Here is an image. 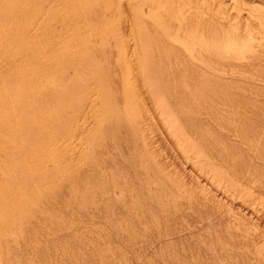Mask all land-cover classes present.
<instances>
[{
	"label": "bare ground",
	"instance_id": "bare-ground-1",
	"mask_svg": "<svg viewBox=\"0 0 264 264\" xmlns=\"http://www.w3.org/2000/svg\"><path fill=\"white\" fill-rule=\"evenodd\" d=\"M244 16L249 22H243ZM112 45L117 55L108 54ZM263 53L264 0H0V264H29L38 253L36 245L51 243L59 231L70 240L74 228L65 217L79 206L96 211L100 218L93 221L84 215L83 227L98 230L99 222L112 221V231L102 226L99 236L111 237L114 252H119V245H132L125 250L129 256H113L114 264L126 259L132 264H264L254 238L229 226V240L199 227L191 231L194 221L203 222L196 211L206 209L167 165L153 163L154 152L139 141L148 128L158 131V125L136 72L142 62L146 78L158 77L164 93H174L173 100L178 94L188 98L185 109L177 103L171 106L183 112L180 121L195 118V124L213 128L214 120L226 123L231 118L234 125L233 113H224L219 105L210 117L201 114L199 109L212 102H192V91L177 88L170 77L200 70L215 73L232 63L248 70L264 68ZM219 98L215 100L221 104ZM232 139L237 148L231 155L252 144ZM192 144L188 149L195 155L192 165L199 169L198 176L263 216L264 196L212 161L199 142ZM119 149L143 155L136 161L117 153L111 163L127 167L132 179L131 188H125L130 196L126 202L105 195L106 189L92 183L100 179L92 171L97 159L112 158L110 152ZM118 180L113 179V187L119 186ZM105 196L110 204L99 206ZM40 247L45 255L53 251Z\"/></svg>",
	"mask_w": 264,
	"mask_h": 264
},
{
	"label": "rangeland",
	"instance_id": "rangeland-1",
	"mask_svg": "<svg viewBox=\"0 0 264 264\" xmlns=\"http://www.w3.org/2000/svg\"><path fill=\"white\" fill-rule=\"evenodd\" d=\"M246 18L247 17L244 16V19H243L244 23L249 22L248 18H247V20H245ZM110 47H111L110 50H112V51H110L108 54L111 56H114V54L117 55V52H116L115 48H113V45ZM263 61H264V53H263L261 62H263ZM141 63L142 62L139 63V65L136 69L137 74H139L138 75L139 76L138 84H140L139 87L141 88L142 97L144 96V98H145L146 106L150 110V113L155 117V123L158 125V131L156 130V127H155V129L152 127L148 128L147 132L145 133L146 136H143L144 138H140L139 141L146 148L149 147V149L154 152L153 154H151V158L153 160V163L156 162L157 164L162 163L161 165H167L169 167L168 168L169 171L172 170L171 175H174V176L176 175L175 177L179 181L183 182L186 185V189H187L189 194H191V195L196 194V197L201 198V202H199L197 204H198V206H201V207L205 208L206 210L201 211V212L196 211L195 216H198V217L201 216L203 222L200 223V225H199V222L194 221L193 222L194 224L192 223L193 227H191V231H193V233H195V232H197V229L199 227V228H201V230H203V229L206 231L208 230L210 235H211V233L214 234V233L220 232L223 235V237L225 236V238L227 240H229L228 234L226 233V231H227L226 227L229 226L228 228H230L231 230L237 231V233H239L240 235L245 234V235H248L247 236L248 238L250 236L252 238H254V240L257 243L256 245L258 247L255 251L257 253H263L264 254V248H263L264 247V214H263V216H261L258 212L251 211L250 208H246V206H244L242 203L238 202L237 200H232L230 197L227 196V194H224L221 191H216L214 189V187L209 182L205 181L204 178L199 177L197 174L199 172L197 165H195L197 169H195V167L192 165V163L195 162V160H196L195 155L191 154L189 149H188V148H190V145H195L192 143L199 142V145L201 146L200 148L202 149V151L204 153L210 155V157H211L210 159L212 161L221 163L222 166L225 168V170L228 173H231L235 178L248 181L251 184L250 188H252L253 191L264 196V194H263L264 193V177H261L262 175L264 176V170H263L264 167H262V166H264V144L259 143V141H262V139H264V85H260V82L264 83V68L257 67L253 70H248L245 67H242V65L240 63H232V64L227 65V66L219 67V69L216 70L215 73H209L207 70H200L199 72H201V73L196 72L195 74L193 73V75H191L189 73H187V75H186L185 74L186 72H185V73H183L184 75L183 74L180 75V77L182 76L181 78L178 77L179 79H176L177 75H175V76L172 75L171 77L169 76L171 79V80H169L170 82L171 81L177 82V84H176L177 88L184 89V90H186V88H188L192 91L191 94L189 93V96H192V100H193L192 102H194V101L197 102L196 100H198L199 104L202 103V105H203V103H208V101L212 102V105L206 106L204 108V110L199 109V112L201 114L206 115L207 118L210 117L211 111L214 108L218 107L217 105L220 106V108L223 110L224 113H230V112H231V114L233 113L234 120H235V122H237V123L234 122V125L238 124L237 125L238 127H235L232 123H230L231 118H229V121L226 123H224L220 120H217V121L214 120L215 123L213 122V126L218 128V130H215L214 129L215 127L211 128V127H208L206 125L204 126L202 124H195L194 123L195 118H191V119L189 118L188 120L184 119L183 122L180 121L179 119H181V115H183V112L178 113L177 111H175L174 108L171 109V106H172V104L177 103L176 105L178 106V108H184L185 109V106H188V105H186V103H187L186 100L188 98L185 99V97L184 98L181 97L182 95L176 94L177 95L176 97L178 99H175L176 101L173 100L174 93H173V95L170 92L164 93V91H162V88L165 86L161 85V82H160L158 77L156 78L155 76H151V77L147 76V78H146L145 74L147 73V70H146V68H144V66ZM233 70L235 71V73H233L234 72ZM211 71H214V70H211ZM242 71H243V73H242ZM248 73H250L252 75H250ZM244 74H245V76H244ZM192 76H193V78H192ZM225 77H228V79H226ZM229 77H236V78H238V80L236 78H235V80H230L231 83H228L229 85H226L225 83H226V81L229 80ZM173 79H175V80H173ZM230 79H232V78H230ZM207 80L209 81V83H207ZM181 82H184L185 84L184 83L182 84ZM157 83H159V84H157ZM178 83H181L182 85L178 84ZM202 83H203V85H201ZM158 85H160V86H158ZM197 86H198V88H197ZM206 86H207V88H206ZM158 87H160V88L158 89ZM172 87H173V85H172ZM193 88H194L195 92H194ZM230 88H232V89H230ZM161 91L164 94V96L161 93ZM200 91H201V93H200ZM186 92H188V91H186ZM166 94H168V95H166ZM218 94H219V96H218ZM166 96H168V98H164ZM169 96L171 99L169 98ZM196 96H198V97H196ZM193 97H194V99H193ZM216 97H218V98L220 97L219 100H221V104L219 101L217 102V100H215ZM249 99H250V101H249ZM167 100H169V101H167ZM224 100H225V102H224ZM177 101L181 102V103H178ZM167 102H169L171 105H169V103H167ZM167 105H169V106H167ZM210 107H211V109H210ZM206 108H208V110ZM171 110H173L174 112ZM253 113L254 114L258 113V114L254 115ZM139 116L136 117L135 120L137 118L139 119L140 118ZM138 119H137V121H138ZM140 124H143V123H140ZM186 125H187V127H186ZM219 129H221V130H219ZM218 131L220 133H223L226 137L221 138ZM148 132H150V134ZM204 132L207 136L215 134L216 137L213 138L212 140H207L205 138L206 135L204 134ZM162 135H163V137H162ZM198 138H200V139L198 140ZM232 138H236L238 140H242L244 142H248V143H252V144L248 145L246 148L239 149V152L237 153L239 155L235 154L238 157V158H236L235 155L230 154L232 149H235V147L237 146V144L235 143L236 140L232 139ZM256 145H258V146H256ZM119 151H121V153H119ZM122 152H123V154H122ZM222 152L224 153L223 155L221 154ZM117 153L119 154V156L122 154L121 156H124V157L133 156V157H135L133 159L136 161H142L143 160V155H140L139 153L134 155V154H132V152H130V153L124 152V150H122V149L113 150L110 152V154L112 155V158L110 157L111 159L110 158L105 159V155H102L101 158L99 157L97 159L96 164L93 165L92 171L95 175L100 177V179H99V182L95 183V184H94V179H92V183L97 188L106 189L107 191H106L105 195H108L112 198H123V199H125L124 201L126 202L130 198V196L126 194L125 188H127V187L129 189L131 188V185L128 183H129V181L132 182V179H130L131 177L129 175L127 167H125L121 164H118V167H116L113 164H111L116 159V158L115 159H113V158L118 156ZM129 154H132V155H129ZM246 155H247V157H246ZM252 161L254 162V164L252 163ZM259 161H261V162H259ZM243 162H244L245 166L242 164ZM246 165L248 167V170L246 169L247 168ZM120 166H122L124 171L122 170V168ZM256 166H258V167H256ZM145 167H147V166L144 165V168ZM261 170L263 171V173L261 172ZM235 171L237 174L235 173ZM242 171H244V172H242ZM122 173H123V175L121 176L120 174H122ZM149 173L151 174L152 172L149 171ZM244 174H245V176L247 175V177H245ZM118 175H120V176H118ZM124 175H126V176H124ZM112 176L114 178L121 180V181L118 180L120 187L119 186L113 187L111 182L113 181L114 178ZM260 177L262 178V180L260 179ZM102 178H104L105 180ZM254 180L258 181L261 184L259 185L258 182H256V184H253L252 182ZM120 182H121V184H120ZM109 183H111V184H109ZM252 185H254V186H252ZM75 197L77 198L75 200L76 205H80L79 204L80 200H78L79 198L77 197V195H75ZM97 204L99 206L100 205H109L110 200H108L107 196H105V198L102 197L101 200H98ZM197 204L194 205L193 203H189V206L193 205L192 208L197 209L196 208ZM67 215H68V217H65V218L66 219L70 218L69 220L67 219V221H70L69 223L72 224L73 228H74V233H72L71 239L67 240L66 237H68L69 235H65V234H63V232L59 231L58 233L55 234L56 239L54 241H52L51 243L42 244V241H40L39 242L40 246H49V249L51 247H53V251L49 252V254H47V252H46L47 255H45L44 252L40 250L41 247L36 245L37 246L36 251H38V253H35V252L33 253L34 254L33 259L32 258L30 259L29 264H48V262H49V264H80V263L81 264H111V263L114 264L113 263L114 261L112 260L113 256L119 255L120 257H124V258L129 256L130 253L127 254V252H125V250L127 248L133 249L132 245H128V244H125L124 246L119 245V247H118L119 252L116 253L113 251L111 237H104V236L100 237L101 231H103L102 226H104L105 231H107V230H108L107 232L112 231V228H113L112 227V224H113L112 221L107 220V222H105L103 224L101 222H99L100 224H99L98 228H100V229H98V230L92 229V228L86 227V226L85 227L81 226L82 221L80 219L84 215H87V218H91L93 221H99L100 220V218H98V213L96 211H90L84 206H79L77 208H74L73 211L68 213ZM224 216H226L227 218ZM75 217H77V218H75ZM123 217L127 218L124 215H123ZM65 218H63V219H65ZM105 225H107V226L105 227ZM194 225H195V227H194ZM108 227H110V228H108ZM239 230H241V231H239ZM57 235H59V236H57ZM198 238L204 239L203 237H198ZM79 240L80 241L85 240V241H87V244L79 245V244H77V241H79ZM93 242L94 243L96 242L95 244H97V245H95ZM72 244H74V245H72ZM92 246H93V248H91ZM66 247H68L69 249L71 248V249L69 250ZM74 247H76V248H74ZM81 247L83 249H81ZM55 249H57V250L55 251ZM80 250H82V251H80ZM84 250H86V251H84ZM148 255H149V253L146 254V256H148ZM95 257H96V259H95ZM115 264H119V263H115ZM122 264H132V262H131V260L126 259V260H124V262Z\"/></svg>",
	"mask_w": 264,
	"mask_h": 264
}]
</instances>
